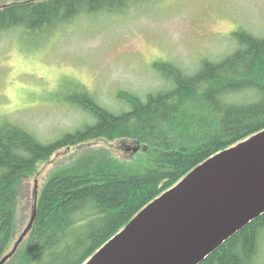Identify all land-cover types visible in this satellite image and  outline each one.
<instances>
[{
  "label": "trees",
  "instance_id": "obj_1",
  "mask_svg": "<svg viewBox=\"0 0 264 264\" xmlns=\"http://www.w3.org/2000/svg\"><path fill=\"white\" fill-rule=\"evenodd\" d=\"M150 0H22L0 6V33L48 39L82 15ZM109 13V14H110ZM234 50L186 75L160 64L166 85L145 96L119 91L113 109L76 80L52 100L80 112V126L43 143L0 120V261L14 247L19 182L62 150L80 149L45 182L28 234L6 264H84L146 206L218 153L264 130V35L239 29ZM51 99V98H50ZM95 141L130 146L128 157ZM82 149V151H81ZM127 149V150H128ZM264 214L200 264H264Z\"/></svg>",
  "mask_w": 264,
  "mask_h": 264
},
{
  "label": "rangeland",
  "instance_id": "obj_2",
  "mask_svg": "<svg viewBox=\"0 0 264 264\" xmlns=\"http://www.w3.org/2000/svg\"><path fill=\"white\" fill-rule=\"evenodd\" d=\"M13 1L19 0H0V6ZM138 3L120 12L84 14L48 39L26 41L20 30L0 33V120L23 126L47 143L84 120L76 109L52 100L72 79L113 109L119 91L142 97L163 89L161 63L190 76L204 59L219 60L234 50L233 32L243 29L264 35V0ZM87 147L106 148L122 158L130 152V146L117 142L95 141ZM79 152L78 148L62 150L19 182L21 204L14 243L31 221L34 193L38 195L46 180Z\"/></svg>",
  "mask_w": 264,
  "mask_h": 264
},
{
  "label": "water",
  "instance_id": "obj_3",
  "mask_svg": "<svg viewBox=\"0 0 264 264\" xmlns=\"http://www.w3.org/2000/svg\"><path fill=\"white\" fill-rule=\"evenodd\" d=\"M36 205L35 192L32 221ZM263 214L264 131L196 167L84 264H200Z\"/></svg>",
  "mask_w": 264,
  "mask_h": 264
},
{
  "label": "bare ground",
  "instance_id": "obj_4",
  "mask_svg": "<svg viewBox=\"0 0 264 264\" xmlns=\"http://www.w3.org/2000/svg\"><path fill=\"white\" fill-rule=\"evenodd\" d=\"M34 217H35V216H34ZM33 220H34V219H33ZM30 222H33V221H32V218H31V221H30ZM18 240H19V239H18ZM18 240H17V242H18ZM17 242L15 243V245L17 244ZM20 244H21V243H20ZM15 245H14V247H15ZM19 246H20V245H19ZM19 246H18V247H19ZM14 247H13V249H14ZM13 249H12V250H13ZM17 249H18V248H17ZM16 251H17V250H16ZM13 256H14V255H13ZM13 256H12V257H13ZM8 261H9V260H8ZM8 261H7V262H8ZM0 262H1V261H0ZM7 262H6V263H7ZM6 263H5V264H6Z\"/></svg>",
  "mask_w": 264,
  "mask_h": 264
}]
</instances>
